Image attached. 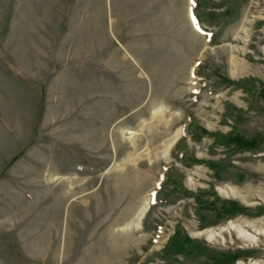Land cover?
<instances>
[{"label": "rangeland", "instance_id": "1", "mask_svg": "<svg viewBox=\"0 0 264 264\" xmlns=\"http://www.w3.org/2000/svg\"><path fill=\"white\" fill-rule=\"evenodd\" d=\"M177 230L264 264V0H0V264H215Z\"/></svg>", "mask_w": 264, "mask_h": 264}, {"label": "trees", "instance_id": "2", "mask_svg": "<svg viewBox=\"0 0 264 264\" xmlns=\"http://www.w3.org/2000/svg\"><path fill=\"white\" fill-rule=\"evenodd\" d=\"M201 19V18H200ZM228 83L231 85H237V86H243V81H236L233 79H225ZM201 134H209L213 137L219 138V134H215L212 132H209L205 128H201ZM220 142L225 145L235 144L241 149H253L258 144V138L251 139V138H244L239 136L238 134H232L228 137H223V139H220ZM202 162V160H197V162ZM205 162V161H204ZM211 167H214V164L211 162H207ZM226 212L228 213L230 209L232 208L229 204L228 207L223 206ZM187 245H192L195 249L192 251L187 248ZM166 252L169 254H186L188 258L197 256V255H207L212 262L215 264H233L239 257L243 255H253L252 250H239L237 252H218L214 251L212 253L209 252V249L205 246H202L200 242H197L196 240L192 239L188 235H182V232L180 230H177L170 238L167 246H166ZM209 253V255L207 254Z\"/></svg>", "mask_w": 264, "mask_h": 264}, {"label": "bare ground", "instance_id": "3", "mask_svg": "<svg viewBox=\"0 0 264 264\" xmlns=\"http://www.w3.org/2000/svg\"><path fill=\"white\" fill-rule=\"evenodd\" d=\"M144 209V208H143ZM145 211V210H144ZM145 213V212H144ZM143 218V212L138 216L136 225L139 227V223L141 219ZM128 224V223H127ZM129 225V224H128Z\"/></svg>", "mask_w": 264, "mask_h": 264}]
</instances>
